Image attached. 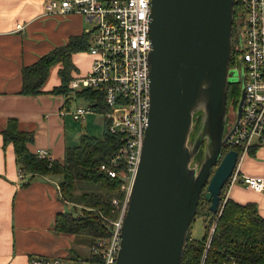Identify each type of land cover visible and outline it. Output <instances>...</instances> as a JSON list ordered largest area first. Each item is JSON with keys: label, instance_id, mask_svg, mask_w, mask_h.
<instances>
[{"label": "water", "instance_id": "95a60500", "mask_svg": "<svg viewBox=\"0 0 264 264\" xmlns=\"http://www.w3.org/2000/svg\"><path fill=\"white\" fill-rule=\"evenodd\" d=\"M233 5L150 1V110L115 264H179L200 196L218 210L237 156L235 148L223 147L243 99L241 85L234 123L224 133ZM201 149V160L194 161Z\"/></svg>", "mask_w": 264, "mask_h": 264}, {"label": "built area", "instance_id": "2783aa9c", "mask_svg": "<svg viewBox=\"0 0 264 264\" xmlns=\"http://www.w3.org/2000/svg\"><path fill=\"white\" fill-rule=\"evenodd\" d=\"M150 1H43L45 15L75 12L85 20L94 22L92 28L84 30L90 37L86 49L92 55L90 69L85 75L70 78L67 88H88L97 96L101 94L105 108L101 113L109 122L108 129L113 134H119L122 141L99 167L110 177L121 179L119 189L126 196L115 220H109L108 234L96 237L90 244L88 259L33 254L29 256L27 264H115L121 240V222L127 210L128 193L138 166L150 110ZM233 4L236 37L232 45L234 62L229 66L239 70L243 99L238 121L226 142L237 150L236 163L224 185L227 192L220 197L217 213L232 184L240 182L255 191L264 188L262 175H245L239 171L240 160L250 146L264 142V0H233ZM236 12L239 13L236 15ZM97 96L94 100H97ZM90 110L96 111L89 104L79 105L71 114L73 118L81 119ZM36 153L41 158H49L45 148L38 149ZM18 175L21 177L20 171ZM112 203L117 207L119 202L114 198Z\"/></svg>", "mask_w": 264, "mask_h": 264}, {"label": "crops", "instance_id": "0c3cea01", "mask_svg": "<svg viewBox=\"0 0 264 264\" xmlns=\"http://www.w3.org/2000/svg\"><path fill=\"white\" fill-rule=\"evenodd\" d=\"M43 1L0 0V264H27L33 254L70 258L78 254L72 234L56 233L51 225L54 215L64 208L56 196L57 183L45 176L34 177L28 186H21L24 178L18 175L12 144L2 148L1 130L6 119L15 116L22 129L34 131V141L28 144L31 152L45 148L49 159H60L65 146L77 143L80 134L89 133L92 124L88 117L99 113L86 112L80 120L85 124H78L81 122L73 118L71 111L80 104L49 92L60 82L59 76L54 86L42 85L41 94L18 93L20 66L32 63L53 45L64 44L69 35L85 30L82 15H45ZM78 54L81 52L73 53L71 58L76 66L74 76L81 74L75 62ZM99 121L104 123L103 114ZM250 147L240 160L239 171L264 177V142ZM223 191L227 192L225 188ZM227 197L240 203L254 201L264 218V188L255 191L237 182L228 189Z\"/></svg>", "mask_w": 264, "mask_h": 264}, {"label": "trees", "instance_id": "16d2710c", "mask_svg": "<svg viewBox=\"0 0 264 264\" xmlns=\"http://www.w3.org/2000/svg\"><path fill=\"white\" fill-rule=\"evenodd\" d=\"M89 39V34L84 30L79 34L69 35L64 44L55 45L32 63L20 66L21 87L18 93L41 94L51 66L59 63L60 82L49 92L68 96L67 84L74 77L72 72L76 70L72 54L86 50ZM233 59L232 48L229 65L233 64ZM234 87L232 98L236 106L241 90L239 85ZM226 90L229 95L231 85H227ZM74 91L97 112L105 110L101 94L97 96L88 88ZM96 96L97 100H94ZM195 120L191 133L193 135L200 123L199 116ZM103 122L100 137L88 132L80 134L77 143L64 147L60 159L41 158L37 153L31 152L28 144L34 141V131L22 129L15 116L8 117L1 130L2 148L8 143L12 144L15 162L22 174L20 178H24L21 186H28L34 177H50L58 185L57 199L63 205H70V209H61L54 215L51 224L53 231L85 235L89 238V246L96 237L108 234L109 220L116 217L118 209L112 199L116 198L120 203L124 198L119 189L121 179L117 176L110 177L99 167L122 141L119 134L109 131V122L104 117ZM230 147L231 145L224 146V152ZM202 151L201 149L193 160H201ZM78 183H82L79 194L76 193ZM223 188L224 186L220 190L221 194L224 192ZM208 204L202 194L191 221L196 215L201 216L203 233L200 238H194L189 234V226L179 264H264V218L258 211V205L254 201L240 203L227 197L217 215V212L210 210ZM212 225L214 226L210 231ZM88 257L89 255L84 258L78 254L72 255L75 260Z\"/></svg>", "mask_w": 264, "mask_h": 264}, {"label": "rangeland", "instance_id": "374dc122", "mask_svg": "<svg viewBox=\"0 0 264 264\" xmlns=\"http://www.w3.org/2000/svg\"><path fill=\"white\" fill-rule=\"evenodd\" d=\"M236 11H239V10L236 8ZM238 13L239 12H236V15ZM237 19L238 18H236V20ZM83 23H84L83 28L85 30L92 28L94 25V22H89L86 20H83ZM235 37H236V33L234 32V30H232V45L234 44ZM49 38L54 40V38H52V37H49ZM55 45H57V44H55ZM55 45H53V47H55ZM91 60H92V55L87 50H84L83 52H81V54H78V58L76 59L75 62H76V65L79 67V70L81 72L80 75H85V73H87L89 71L90 66H91L90 65ZM58 65H60V64L56 63V65L51 66L49 73H48L46 79L44 80L45 82L43 83V85H45V87L49 88L50 86L55 85V83L57 81L56 79L58 78V68H59ZM229 69H230V71L233 70L232 81H239V79L241 78L239 70L238 69L234 70L232 68H229ZM67 95H68V97L71 98L70 101H72L73 103H75V104L77 103V104H80L82 106H86L87 102L85 100H83L82 98L78 97L75 94L74 90H69V94H67ZM93 117H88V122L92 124V127L89 129V133H91L92 135H94L96 137H100L102 134V130H103V125H102L103 123H101V121H99V120L101 119L102 114L101 113H95V117L94 118ZM226 119L227 120H226V124H225V128H224V133H226L230 129L231 123L235 120L234 115L230 116V114L227 116ZM80 120L81 119H79L78 121L81 123H78V122L77 123L82 125V127H83V125L85 123L83 121H80ZM82 132H86V131L83 130ZM193 136L194 135L191 134L189 139L191 140L193 138ZM80 186H82V183H78L76 186V188H77L76 193L77 194H79V192H80V189H79ZM223 193L221 195H223ZM123 194H124V198H123L122 202L124 201L125 196H126L125 192H123ZM120 204H121V202L118 203V205H117V208H118L117 209V215L119 212ZM67 208L70 209V205H64L63 209H67ZM218 213H216V214L218 215ZM117 215H116V217H117ZM115 218L113 220H115ZM203 225L204 224H203V220H202L201 216L196 215L194 217L193 221H191V223H190L189 234L194 238H200L202 236V233H203ZM213 226L214 225H212L211 227H213ZM72 238H73L72 243L76 242V244H78V246L76 247L77 248L76 253H78V255L82 256L83 258H84V256L89 255V252H87V247L89 245V238L87 236L81 235V234L72 235Z\"/></svg>", "mask_w": 264, "mask_h": 264}, {"label": "flooded vegetation", "instance_id": "af4514ba", "mask_svg": "<svg viewBox=\"0 0 264 264\" xmlns=\"http://www.w3.org/2000/svg\"><path fill=\"white\" fill-rule=\"evenodd\" d=\"M232 30H235V22L233 20V25H232ZM231 47L233 48V46L231 45ZM230 68V66H229ZM227 85H231V92L229 93V95L227 94L226 96V116H225V119L227 118V116L230 114V116L234 115V118H235V112H236V108H237V105L236 106L233 104V98H232V95H233V92H234V89L235 87L234 86H237L239 85L240 88H241V85H242V82H241V79H239V81H230L228 82ZM235 106V107H234ZM234 113V114H233ZM227 120V119H226ZM216 166V165H215ZM213 166V168L215 167Z\"/></svg>", "mask_w": 264, "mask_h": 264}]
</instances>
